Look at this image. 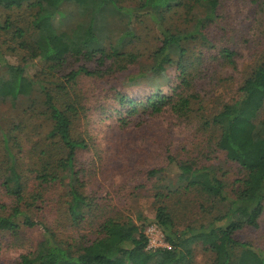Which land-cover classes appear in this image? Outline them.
Wrapping results in <instances>:
<instances>
[{"label":"trees","instance_id":"1","mask_svg":"<svg viewBox=\"0 0 264 264\" xmlns=\"http://www.w3.org/2000/svg\"><path fill=\"white\" fill-rule=\"evenodd\" d=\"M130 2L0 0L7 11L4 17L0 13V98L13 103L29 98L47 126L34 127L31 119L19 125L27 137V128L39 136L29 138L36 150L31 183L11 147L12 133L0 123V234L18 237L24 228L41 230L36 248L21 253L18 264H190L197 243L214 254V264H264V251L239 235L246 228L258 229L264 212V116L259 118L264 109V56L243 79L237 95L203 121L209 142L200 155L189 158L169 149L163 165L148 171L153 177L173 174L177 179L155 187L151 216L137 212L135 220L89 187L85 161L93 143L81 126L101 101L99 94L79 87L86 79L101 80L106 84L103 91L112 96V103H100L101 112L115 104L129 105L118 120L126 124L139 106L155 113L169 106L182 116L192 111L191 97L183 92L168 97L157 89L142 104L122 91L128 81L146 80L176 64L183 86L189 88L186 65L192 62L196 44L206 48L201 57L193 58H200L197 63L205 67V84L220 80L217 70L207 68L210 60L205 62L209 59L205 52L217 48L210 55L217 67L218 61L221 65L236 61L235 50L215 43L221 31H228L221 0ZM175 15L182 16L179 22L172 19ZM114 16L126 22L116 40L107 27ZM141 16L157 22L161 34L147 65L141 62L143 54L136 47L140 37L135 39L133 25ZM8 50L21 55L22 64L7 62ZM33 62L40 68L31 75L27 68ZM59 73V78L51 79ZM227 163L242 172L231 189L223 173ZM57 186L63 189L64 226L73 228L66 236L32 215V209L44 208L47 189ZM191 196L199 198V204ZM190 206H198L200 217L190 215ZM152 224L166 246L149 247L146 229ZM81 225L91 233H81Z\"/></svg>","mask_w":264,"mask_h":264},{"label":"rangeland","instance_id":"2","mask_svg":"<svg viewBox=\"0 0 264 264\" xmlns=\"http://www.w3.org/2000/svg\"><path fill=\"white\" fill-rule=\"evenodd\" d=\"M120 1L124 4L131 3L130 0ZM221 1V14L225 16L228 31L226 33L221 31L222 35L216 36L215 43L217 47L226 44L237 54L234 65H221L218 61L217 67V60L210 59V55L214 54L217 48L209 50L211 52H205L209 58L205 62L210 60L207 68L211 71L217 70L220 80H213V85L210 84L211 81L204 83L205 67L197 63L200 58L196 60L193 58L201 57L203 49L206 48L196 44L191 53L192 64L186 65V78L190 81L189 88L183 86L181 69L176 64L167 68L162 74H152L148 76V79L138 82L131 80L121 87L122 91L139 99L142 104L147 103L146 96L157 89H161L162 95L168 97L183 92L191 97L192 111L188 116L177 115V112L168 108L169 106L157 113L149 110L143 111L139 106L140 110L129 116L125 124L118 120L119 116L126 114L129 105L115 104L103 112L98 110L101 102L105 106L113 101L112 96L103 91L106 88L105 83L89 78L84 81L86 86H83L84 83L79 86L83 89L87 87L90 93L99 94V101H101L96 103L98 106L91 109V116L81 126L83 133L84 129L88 130V141L93 143L85 161L87 178L90 181L89 187L96 191L94 193H99L102 197L106 196L110 205L115 206L125 215H131L135 220H137V212H142L147 216L152 215L155 187L165 184L167 179L173 182L177 180L176 175L173 174L171 175L173 178L165 174L153 177L148 171L163 165L169 149L173 153L189 158L190 155H200L199 151L207 147L209 142V132L204 129L203 121L237 95L243 79L248 75L252 66L264 56V0ZM0 13L4 17L7 11L0 7ZM171 17L177 22L182 18L179 15ZM125 23L124 19L116 16L108 19L107 27L115 40L122 35ZM133 25L136 31L135 39L140 37L136 47L143 54L141 62L147 65L151 61L150 51L160 44L161 34L158 23L149 17L141 16L135 20ZM125 39L129 41V38ZM8 51L7 62L22 64L21 55ZM33 63L27 68V72L31 75L40 68L39 64ZM135 69L137 70L138 66ZM60 75L59 73L51 79H57ZM152 83L155 84L154 87L151 86ZM108 92H113V89ZM22 100L23 102L13 103L0 98V123L5 131L12 133L11 147L22 163L21 172L32 183L36 175V172L32 171V163L36 160V150L32 149L29 138L36 140L39 136L34 134L37 131L27 128L30 132L27 137L19 125L25 119H31V125L34 127L38 126L46 130L47 126H43L38 109L31 108L32 100L29 98ZM262 116H264V109L259 118ZM1 130L0 144L1 133H3ZM218 158L223 159L224 154L218 153ZM225 169L224 177L231 189L234 179L241 177L242 172L232 163H227ZM59 188L60 186L47 189L44 208L32 209V215L35 219L42 220L58 230L59 235L66 236L73 228L64 226L65 215L61 211L63 189ZM191 198L195 204H199V198L196 196H191ZM190 208V215L196 214V217H200V214H197L198 206L195 208L190 206ZM81 226V233H91L87 225ZM146 234L149 237V247L167 245L163 234L154 224L147 227ZM239 235L242 240L250 241L264 251V212L258 229L246 228ZM40 239L41 230L39 228H24L18 237L10 233L0 234V264H18L20 254L36 248ZM190 264H214V254L204 249L201 244H194L193 259Z\"/></svg>","mask_w":264,"mask_h":264}]
</instances>
